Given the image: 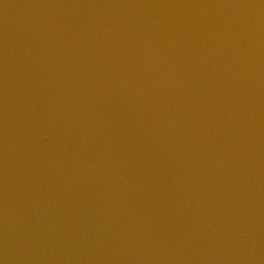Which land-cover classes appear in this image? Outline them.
<instances>
[{
  "label": "water",
  "instance_id": "water-1",
  "mask_svg": "<svg viewBox=\"0 0 264 264\" xmlns=\"http://www.w3.org/2000/svg\"><path fill=\"white\" fill-rule=\"evenodd\" d=\"M0 264H264V0H0Z\"/></svg>",
  "mask_w": 264,
  "mask_h": 264
}]
</instances>
